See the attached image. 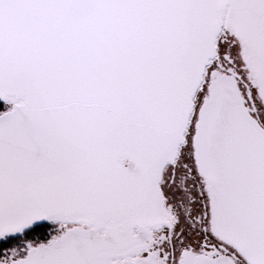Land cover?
<instances>
[{
	"label": "snow or ice",
	"instance_id": "obj_1",
	"mask_svg": "<svg viewBox=\"0 0 264 264\" xmlns=\"http://www.w3.org/2000/svg\"><path fill=\"white\" fill-rule=\"evenodd\" d=\"M0 264H264V0H0Z\"/></svg>",
	"mask_w": 264,
	"mask_h": 264
}]
</instances>
